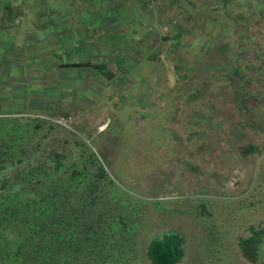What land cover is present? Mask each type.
Listing matches in <instances>:
<instances>
[{"label":"rangeland","instance_id":"374dc122","mask_svg":"<svg viewBox=\"0 0 264 264\" xmlns=\"http://www.w3.org/2000/svg\"><path fill=\"white\" fill-rule=\"evenodd\" d=\"M2 2L21 7L11 10L18 37L41 32L27 6L40 4L49 14L60 12L73 36L89 34L94 45L116 42L87 53L111 74L86 73L94 89H80L85 98L72 95L75 86L53 88V78L33 86L40 82L31 75V96H20L22 86L0 103L10 115L41 119L26 148L34 149L45 174L56 165V174L86 171L87 204L74 216L75 230L85 222L97 232L116 223L117 233L107 232L104 240H149L169 231L183 240H243L250 227L264 225V0ZM258 7L262 13L253 18ZM78 14L109 25H83ZM127 52L132 56L122 58ZM56 68L62 83L79 73ZM243 80L245 93L235 92ZM5 92L0 87V95ZM33 165L16 176L26 175L27 196L39 177L28 173ZM147 242L103 241L92 252L96 260L83 264H149ZM240 242L183 241L176 264H264V242L256 248Z\"/></svg>","mask_w":264,"mask_h":264},{"label":"trees","instance_id":"16d2710c","mask_svg":"<svg viewBox=\"0 0 264 264\" xmlns=\"http://www.w3.org/2000/svg\"><path fill=\"white\" fill-rule=\"evenodd\" d=\"M27 6L32 11L34 25L40 26L41 32L39 34L30 33L27 43L29 55L25 58L28 62L26 67L20 68L17 65V60L12 55L7 58L6 54L8 47L11 46L10 35L13 34L16 26L11 10L18 9L15 11L20 13L21 7L16 5L12 7L8 2L0 3V87L6 91L5 95H0V103L3 104V101L8 100V97L14 96L13 93L23 89L20 96H31V75H36L40 82V84L34 82L33 86L44 85L46 79L53 78L57 82L53 88L67 84L68 88L75 86L72 95L75 98L76 96L80 99L85 98L83 96L85 93L79 94L80 89L82 92L94 89L89 84L90 81L88 82V79L84 78L86 73L91 74V70L97 71L100 78L103 73L111 74L107 69L101 68L105 66L101 60V62H96L89 58L87 53H90L89 51L92 49L98 50L100 47L104 49L105 46H101L103 43L115 45L116 42L108 39L103 40L101 45L96 43L97 46H95L90 42L92 38L88 36L89 34L73 36L72 28H68L64 16L60 15V12L55 16L52 13H47L49 8L46 5L27 4ZM259 7L254 12L253 18H258L261 15L262 9ZM78 15L81 17L83 25L93 21H97L98 25L104 24L102 29L109 25V21H105L104 18H102L103 21H100L96 15L89 14V18L83 14ZM64 28L66 30L62 31ZM87 30L86 28L82 29L81 33H85ZM235 34H238V31L235 30ZM130 54L127 52L122 55V58H130L127 56ZM95 55L97 56V54ZM105 58L108 59L111 56H105ZM23 63L25 64V60ZM47 65L50 66L49 69H45ZM57 65L66 69V72L72 73L78 70L79 73L64 84L62 77L55 70L58 69ZM121 65L125 66L123 63ZM47 70L48 76H45L44 73ZM59 71L62 72V70ZM233 74L237 80H240L242 72L239 69H234ZM243 82L235 87V92L239 89L245 93L247 83L244 80ZM45 89L50 91L52 87L45 86ZM45 89L43 88V90ZM54 91L55 89H53ZM7 110L0 105V240H104L107 232L117 233L116 223H112V228L108 230L102 228L104 232H97L95 227L91 228V225L88 226L86 222L78 230H75L74 216L81 215L85 204H87L84 197L87 194L88 185L86 171L83 168L78 172L71 170L63 174H56L59 170L56 165V167H49L45 174L46 170L43 168L41 159L38 163L39 156L33 153L34 149L30 153V150L26 148L32 145L33 136L30 133L36 130V125L41 119L21 118L10 115L11 111ZM38 144L39 142H37ZM28 163L30 165L35 163L27 169L28 173L35 172L39 175L35 180L37 184L34 183V189L29 196L24 195L27 193L25 189L26 175L16 179L23 166ZM97 164L95 172L102 177V173L104 176L103 168L99 163ZM77 175H80L83 180L77 178ZM10 178L15 180L8 183ZM98 185L94 181L92 182L94 188ZM93 187H91L92 190H94ZM11 227L16 229L10 233L8 231L11 230ZM250 230V236L243 240H264V225L257 229L250 227ZM149 240H183V238L178 232L169 231ZM102 242L0 241V260L8 257L11 260L21 258L19 264H83L86 258H91V262L96 260L92 252L97 254ZM259 242L264 241H241L240 246L245 248L251 244L250 246L256 248ZM182 243L183 241H148L145 246V257L149 264H176L182 257ZM87 247H90L91 250H88Z\"/></svg>","mask_w":264,"mask_h":264},{"label":"crops","instance_id":"0c3cea01","mask_svg":"<svg viewBox=\"0 0 264 264\" xmlns=\"http://www.w3.org/2000/svg\"><path fill=\"white\" fill-rule=\"evenodd\" d=\"M24 9V8H22ZM18 17H23V14L19 15ZM19 27L16 25L15 29L13 30V34H11V46L7 49L6 57L8 58L9 55H12L13 58L17 60V65L20 66V68L26 67V64L28 60L25 58L29 55V49L27 48V43L29 40L30 35L24 31H22V34L18 37V29ZM23 30V29H20ZM26 31V30H25ZM25 60V64L23 61Z\"/></svg>","mask_w":264,"mask_h":264},{"label":"built area","instance_id":"2783aa9c","mask_svg":"<svg viewBox=\"0 0 264 264\" xmlns=\"http://www.w3.org/2000/svg\"><path fill=\"white\" fill-rule=\"evenodd\" d=\"M56 120L59 121V122H62V121H63L62 118H58V119H56Z\"/></svg>","mask_w":264,"mask_h":264}]
</instances>
